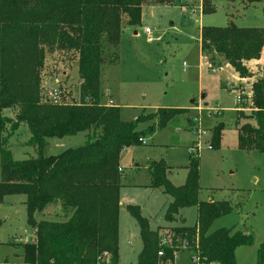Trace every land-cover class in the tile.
Instances as JSON below:
<instances>
[{"label": "trees", "instance_id": "obj_1", "mask_svg": "<svg viewBox=\"0 0 264 264\" xmlns=\"http://www.w3.org/2000/svg\"><path fill=\"white\" fill-rule=\"evenodd\" d=\"M178 1L182 0H0V132L10 125L12 134L26 123L38 152L37 157L15 160L9 150L0 148V204L7 196L25 195L28 223L36 231V241L23 244L25 264H119L121 153L142 145L141 139L159 128L177 123L187 109L160 108L124 121L120 107L101 103V75L106 62L118 60L124 26L141 24L143 6ZM201 4L204 14L215 10L212 0ZM200 46L205 63L216 64L217 55L222 56L246 77L250 73L243 62L261 57L264 28L204 26ZM46 48L77 52L81 103L44 100L41 74ZM248 96H241L237 112L249 107L251 114L245 118L253 121L240 125L238 117V144L264 152V78L255 80ZM5 109L16 110L15 118L3 116ZM147 121L152 122L149 128L140 130ZM223 129L221 123L214 127L216 148ZM89 131L92 136L84 146L47 154L50 138ZM149 169L151 186L172 198L167 222H175L186 207L196 206L198 216L194 226L153 230L140 206L129 205L143 242L138 264H172L184 250L199 264H236V249L252 244L254 237L233 229L211 230L232 206L226 200L200 199L199 160L190 154L187 178L180 186L169 180L164 160L150 162ZM51 208L56 209L55 216L47 212ZM257 264H264V242Z\"/></svg>", "mask_w": 264, "mask_h": 264}, {"label": "rangeland", "instance_id": "obj_2", "mask_svg": "<svg viewBox=\"0 0 264 264\" xmlns=\"http://www.w3.org/2000/svg\"><path fill=\"white\" fill-rule=\"evenodd\" d=\"M184 2L146 4L141 24L124 26L117 62H106L103 67L101 103L120 107L124 121H134L141 114L155 113L160 108H187L177 123L159 128L153 138L147 136V144L124 151L120 162L127 166V174L137 168L136 162L138 167H144L151 159L165 158L171 166L170 180L180 186L186 181L192 150L200 163V199L226 200L232 206L229 214L215 220L211 230L226 228L251 233L253 243L236 249V264H257L258 249L264 242V152L239 147L237 121L240 118L242 125L253 120L245 118L251 114L249 107L242 114L237 110L238 97L244 94L250 97L253 83L264 78V73L254 70L252 61L257 59L243 62L250 73L246 77L222 56L217 55L216 64L208 65L201 57L200 37L204 26L264 28V0L253 3L212 0L215 10L205 14L197 0ZM146 28L151 32L147 33ZM41 79L44 100L49 101V90L57 88L62 91L57 104L82 102L77 52L46 48ZM2 115L15 118L16 110L5 109ZM220 123L224 129L221 145L216 148L212 142L214 127ZM151 124V121L143 122L139 129L146 130ZM10 127L0 132V148L9 150L15 160L37 157L28 125L22 123L14 133L8 134ZM198 130L205 132L201 138L195 134ZM90 135L89 131L61 139L50 138L51 148L46 152L58 155L66 149L84 146ZM199 143L201 148L193 150ZM140 176L145 179V175ZM170 201L172 198L162 188H122L119 264H138L143 246L140 228L128 210L129 205L140 206L153 230L196 225V206L181 209L175 222H167L165 212ZM49 210L51 215L56 212L54 208ZM0 220V264H25L23 244L35 237L34 228L28 223L26 196H7L0 204ZM172 264H194L192 254L180 251Z\"/></svg>", "mask_w": 264, "mask_h": 264}, {"label": "crops", "instance_id": "obj_3", "mask_svg": "<svg viewBox=\"0 0 264 264\" xmlns=\"http://www.w3.org/2000/svg\"><path fill=\"white\" fill-rule=\"evenodd\" d=\"M182 1H185L184 3H186L187 1H194V0H182ZM198 2H200L201 3V0H197ZM181 2V1H180ZM199 7L202 9V4H199ZM202 29V28H201ZM136 33V32H135ZM201 57L203 58V53H202V51H201ZM252 65H253V67H254V70L256 71V72H259V73H261V71L264 73V47H263V49H262V52H261V57L259 58V59H257V60H254V61H252ZM191 108V107H190ZM187 109V108H186ZM156 133V132H155ZM154 135L155 134H153L150 138H153L154 137ZM145 140L147 139L146 137L144 138ZM143 144V143H142ZM147 144V143H146ZM50 148H51V146H50ZM130 148H132V147H130ZM130 148H126V149H124L123 151H122V153H121V155L123 154V152L124 151H127V150H129ZM190 158V157H189ZM160 160H164L165 162H166V164L168 165V167H169V170H168V178H169V174H170V172H171V166L167 163V161H166V159L165 158H161V159H159V160H154V159H151L150 161H148L147 162V164L146 165H144V167H138V163L136 162L135 164H136V167L137 168H135L134 169V171L133 172H128L127 174H126V170L125 169H127V166H125V165H122L121 164V162H120V172H121V174H122V187H121V190H122V188L123 187H125V186H131V187H147V188H150L151 190L152 189H156V188H154V187H152L151 186V184H152V175H151V171H150V169H149V165H150V162H152V161H160ZM120 161H121V157H120ZM135 162V160H133V163ZM189 162H190V160H189ZM189 165V164H188ZM130 167H131V165H130ZM188 174V173H187ZM140 175H145V179H142L143 177H141ZM124 178H125V180H124ZM136 178V179H135ZM187 178V177H186ZM169 180H170V178H169ZM171 181V180H170ZM128 182V183H127ZM172 182V181H171ZM173 183V182H172ZM120 193H121V191H120ZM166 195V194H165ZM168 201V200H167ZM166 201V202H167ZM172 201H170L169 203H171ZM169 203H168V205H169ZM168 205H167V207H168ZM167 207H166V209H167ZM55 211H56V209H54ZM50 215H51V212H50V210H48L47 211ZM166 213V212H165ZM54 214V215H53ZM52 215L53 216H55V212L53 213ZM146 217V216H145ZM150 222V221H149ZM120 224V223H119ZM120 226V225H119ZM165 227V226H164ZM158 229V228H157ZM157 229H155V230H157ZM34 231H35V229H34ZM35 236H36V231H35ZM143 243V242H142ZM119 249H120V247H119ZM142 249H143V246H142ZM142 251V250H141ZM140 251V252H141ZM140 252H139V254H140ZM139 254H138V256H139ZM120 262V261H119Z\"/></svg>", "mask_w": 264, "mask_h": 264}, {"label": "built area", "instance_id": "obj_4", "mask_svg": "<svg viewBox=\"0 0 264 264\" xmlns=\"http://www.w3.org/2000/svg\"><path fill=\"white\" fill-rule=\"evenodd\" d=\"M145 30H146L147 33L151 32V30L149 28H146ZM184 65L186 66V63H184ZM61 93H62V91L57 89V88H53V89L49 90V97H50L49 101L57 104L59 102L60 97H61ZM241 96L238 97V103L241 102ZM203 133L205 134V132H203L202 130L195 131V134H198L200 138L202 137ZM141 142L143 144L147 143L145 139H141ZM197 147L201 148V144L200 143L197 144L195 147H193V150H195ZM190 154H193L192 150H190ZM27 241L35 242L36 241V236L34 238L30 239V240H27ZM159 255H163V252L160 251ZM176 255H177V253H176ZM192 261L194 262V264H199L197 259L195 257H193V256H192Z\"/></svg>", "mask_w": 264, "mask_h": 264}, {"label": "water", "instance_id": "obj_5", "mask_svg": "<svg viewBox=\"0 0 264 264\" xmlns=\"http://www.w3.org/2000/svg\"><path fill=\"white\" fill-rule=\"evenodd\" d=\"M49 148H50V147L47 145V146H46V149H48V150H49Z\"/></svg>", "mask_w": 264, "mask_h": 264}]
</instances>
